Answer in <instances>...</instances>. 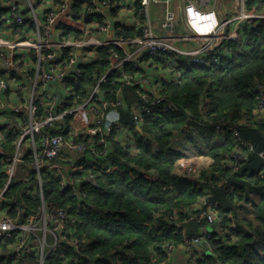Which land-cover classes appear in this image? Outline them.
Returning <instances> with one entry per match:
<instances>
[{"label":"built area","instance_id":"obj_1","mask_svg":"<svg viewBox=\"0 0 264 264\" xmlns=\"http://www.w3.org/2000/svg\"><path fill=\"white\" fill-rule=\"evenodd\" d=\"M262 1L0 0V161L6 177L0 188L1 264H45L55 247L79 252L84 245L76 235V216L43 199V170L58 173L61 188L69 189L78 199L76 207L85 212L91 206L81 187L99 189L100 175L120 172L148 181L157 178L154 169L134 173L113 164L112 133L114 142L126 139L132 145L131 153L135 152L132 131L120 122L121 111L127 109L122 86L145 89L152 83L155 87L151 97L136 90L143 103L132 107L131 121L138 131L145 114L158 117L177 112L168 97L156 93L154 69L165 70L167 80L176 81L182 67L208 68L231 60V44L246 42L252 27L264 21V12L257 10ZM222 10L226 20L220 16ZM123 17L135 23L125 24ZM124 29L141 33L125 38ZM155 58H161L163 66L153 65ZM97 61L104 62L105 70L98 77L91 76L90 83L85 73ZM126 66L136 71L127 72ZM172 71H176L174 77ZM111 76H115L118 87L109 97L104 85ZM158 76L166 78L164 74ZM255 90V116L262 117L264 81L256 82ZM256 117H244L239 125L256 126ZM185 118L191 126L175 131L168 148L181 153L176 168L200 196L185 211L184 220L171 215L164 221L177 226L204 221L219 228L223 209L212 200L217 185L215 159L200 154L194 142L207 131L211 132L212 144L225 143L229 138L234 149L229 155L222 151L217 155L231 173L240 169L254 148L241 139L236 123L198 119L190 114ZM9 134L14 136L7 149L2 143ZM152 149L157 151V145ZM258 156L264 158L263 153ZM85 169L89 171L85 173ZM30 171L35 174L41 202L36 210L27 211L10 198V215L6 205L10 183L13 179L27 182ZM235 188L228 185L226 193H233ZM245 196L251 202L264 197V182L257 189L247 188ZM226 217L230 229H237L233 214L227 212ZM244 229L257 238L247 227ZM221 234L224 232L219 229H203L195 237H184L181 245H165V258L159 264H174L172 256L177 251L187 253L185 264H195L203 254L211 253L212 238ZM158 257L151 253V260Z\"/></svg>","mask_w":264,"mask_h":264},{"label":"trees","instance_id":"obj_2","mask_svg":"<svg viewBox=\"0 0 264 264\" xmlns=\"http://www.w3.org/2000/svg\"><path fill=\"white\" fill-rule=\"evenodd\" d=\"M257 10L264 12V1ZM140 33V30L130 29L123 32L125 38ZM231 48V60L208 68L182 67L176 81H166L155 74L154 84L159 88L157 94L168 97L178 111L158 117L143 115L139 131L131 121L132 107L143 103L136 90L142 93L146 91L122 86L127 109L121 111L120 122L131 129L135 152L131 153L132 145L126 139L123 143L114 142L115 133H112L109 137L115 145L111 151L112 161L120 169H130L134 173L154 169L157 178L153 181L120 172L100 175L97 178L99 189L81 187L86 191L91 206L85 212L76 207V196L69 189L61 188L58 173L49 170L41 172L43 199L54 201L75 215L76 235L85 241L79 252L70 247H55L45 264H159L165 258V245H181L184 237H195L203 229H219L224 235L214 236L211 253L203 254L195 264H264V197L251 202L245 196L247 188L257 189L264 182V158L258 156V153L264 155V116H255L258 95L254 89L256 81H264V21L252 27L246 42L233 43ZM104 53L102 51L101 55L104 56ZM152 64L163 66L161 58L153 59ZM104 66V62L97 61L86 71L85 80L93 82V77H90L100 76L105 70ZM126 71L135 72L136 69L126 66ZM114 79L115 76H111L104 85L109 97L113 96L111 91L118 87ZM147 93L151 97V93ZM186 114L198 119L206 117L215 122L221 119L236 123L241 139L254 148V153L240 169L231 173L217 155L220 151L229 155L234 149V143L229 138L225 143L217 141L212 144L209 141L211 132L207 131L202 132L200 139L194 142L200 154L215 159L217 175L214 179L217 185L212 200L217 201L223 209L219 228L209 226L204 221H188L179 226L167 225L164 221V217L171 215L184 220L185 211L197 203L200 196V192L176 168L181 153L168 148L175 131L187 124L191 126L185 118ZM244 117L245 120L256 117L259 122L256 126L239 125ZM13 136L9 134L2 143L7 149H10ZM154 144L158 147L157 151L152 149ZM88 171L84 170L85 173ZM5 181L4 164L0 161V188ZM228 185L236 187L231 194L226 193ZM6 196L10 215L13 214L10 198H15L27 211L36 210L41 196L37 192L35 174L30 171L27 182L13 179ZM227 212L233 214L238 223L237 229H230ZM244 227L254 232L257 238ZM151 253L159 257L153 261Z\"/></svg>","mask_w":264,"mask_h":264},{"label":"crops","instance_id":"obj_3","mask_svg":"<svg viewBox=\"0 0 264 264\" xmlns=\"http://www.w3.org/2000/svg\"><path fill=\"white\" fill-rule=\"evenodd\" d=\"M153 12H155V9H153ZM220 16H221L222 20H226V13L223 10L220 12ZM122 20L124 21L125 24H129L131 22L133 24L135 23V21H132L131 18H129V17H123ZM165 67L168 68V66H165ZM147 69L149 70V68H147ZM175 72L176 71H172L171 72V76L172 77L175 76L174 75ZM149 73H150V70H149ZM155 73L164 74L166 78L163 79V80L169 81V80H167L169 74L165 70H162V71L155 70ZM256 82H259V81H256ZM256 82H255V84H256ZM154 88H155L154 85L152 83H150L149 87H146L144 90L146 92H150L151 93L154 90ZM254 89H255V85H254ZM156 91H157L156 93H159V88L157 87V85H156ZM186 258H187V253H185L183 251H177L176 253L173 254L172 261H173L174 264H185Z\"/></svg>","mask_w":264,"mask_h":264},{"label":"rangeland","instance_id":"obj_4","mask_svg":"<svg viewBox=\"0 0 264 264\" xmlns=\"http://www.w3.org/2000/svg\"><path fill=\"white\" fill-rule=\"evenodd\" d=\"M158 74V73H157ZM158 75H161V74H158Z\"/></svg>","mask_w":264,"mask_h":264}]
</instances>
